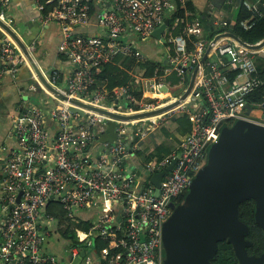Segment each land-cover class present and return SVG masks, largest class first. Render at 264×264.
Masks as SVG:
<instances>
[{
  "label": "built area",
  "instance_id": "obj_1",
  "mask_svg": "<svg viewBox=\"0 0 264 264\" xmlns=\"http://www.w3.org/2000/svg\"><path fill=\"white\" fill-rule=\"evenodd\" d=\"M42 1L53 7L39 22L58 26L57 51L65 66L63 71L40 69L55 92L31 72L9 37L5 36L0 46V81L4 77L15 79L27 66L30 79L25 93L28 97L39 93L35 104L21 108L11 123L9 136L15 139L17 149L0 156V264H74L82 251L79 264H162L161 227L170 215V205L179 204L177 199L186 195L192 178L205 165L207 148L220 127L237 119L264 126V98L261 104L247 103L248 95L264 85L255 65V58L264 61V46L249 49L228 38L213 42L217 35L231 32L230 25L221 21L218 30L223 31L208 39L202 22L188 11L170 20L174 3L183 7L188 0ZM240 3L252 13L250 19L239 23L247 31L262 14L251 2ZM165 19L169 21L160 36L162 44L151 35ZM177 29L180 33L175 35ZM190 37L194 42L188 52ZM140 44L162 46L159 61L153 62L164 64L156 66L150 78L143 76L141 68L128 71L142 93L140 99L127 87L110 92L90 89L101 66L117 56L136 63L149 61ZM194 69V85L187 100L165 114L144 120L155 127L158 119L177 112L187 116L190 131L177 150L146 162L143 176L127 175L124 161L133 149L125 141L126 128L135 121L115 120L96 110L120 116L154 111L185 91L186 76L189 81ZM232 72L235 75L230 81L228 73ZM171 77L176 83L169 80ZM163 89L168 94L172 89L180 93L169 100L158 98L164 95ZM71 107L83 111L84 116L70 111ZM248 107L252 109L247 111ZM254 111L259 114L256 120L250 117ZM46 122L55 125V134ZM110 122L115 123V141L103 145L92 162L86 150L106 132ZM173 161L155 196L151 177ZM49 200L59 204L61 217L46 212ZM112 207L116 209L112 211ZM97 210L107 213L92 220L82 218ZM80 224L87 230H81ZM63 230L72 234L74 244L64 239L60 246L64 252L53 254L45 242ZM95 238L109 241L111 248L96 254ZM112 250L116 253L111 254Z\"/></svg>",
  "mask_w": 264,
  "mask_h": 264
},
{
  "label": "water",
  "instance_id": "obj_2",
  "mask_svg": "<svg viewBox=\"0 0 264 264\" xmlns=\"http://www.w3.org/2000/svg\"><path fill=\"white\" fill-rule=\"evenodd\" d=\"M4 8L5 5L0 1V46L3 38L9 37L25 57L31 72L49 91L55 92L45 81L27 48L30 40L22 34L14 21L8 18ZM257 9L264 15L262 4H258ZM168 21L165 19L164 24L151 35L162 44L164 40L160 36ZM223 38L232 39L249 49L257 50L264 46V40L257 45H248L231 32L217 35L213 42ZM209 50L210 47L207 52ZM195 74L196 69L193 70L185 91L178 98L154 111L130 116L96 111L121 121H134L165 114L181 105L191 95ZM27 76L30 79V73ZM70 111L84 116V112L76 108L71 107ZM114 129L115 123H108L107 134L102 136L100 141L112 144L116 137ZM174 163L175 161L164 171L151 177L155 196L158 194L162 177L170 171ZM247 200L254 203V222L264 235V126L237 119L229 125L223 124L220 127L218 136L207 148L206 163L192 178L183 201L170 205V215L161 227L164 251L162 264H212L218 251V243L222 241L231 245L238 264H264V253L255 257L249 256L246 252L250 245L245 240L248 228L239 220V205ZM83 257L82 251L73 263L79 264Z\"/></svg>",
  "mask_w": 264,
  "mask_h": 264
},
{
  "label": "crops",
  "instance_id": "obj_3",
  "mask_svg": "<svg viewBox=\"0 0 264 264\" xmlns=\"http://www.w3.org/2000/svg\"><path fill=\"white\" fill-rule=\"evenodd\" d=\"M5 5V11L8 18L12 19L18 29L30 41L27 43L28 50L32 53L35 62L40 69H57L64 70V64L61 61V56L58 54L57 47L60 42L59 28L55 23H47L42 25L39 18L43 15L37 0H0ZM196 9L197 18L202 22L204 34L207 36L208 31L215 32L219 29V23L226 22L232 28L237 17V10L241 4V0H190ZM20 32V33H21ZM142 53L152 61H159L162 51L157 50L155 45L140 44ZM66 71V70H65ZM30 70L27 66L21 68L15 79L4 77L0 81V156L6 157L8 153L16 150V141L10 137L11 123L21 108H31L39 93L36 92L32 96L35 97L32 102L30 97L25 93V87L29 82L28 74ZM189 82V81H188ZM173 90V89H172ZM163 91L164 95L158 98L169 100V97L178 96L179 91L173 94ZM146 96H150L146 94ZM149 100L150 98L147 97ZM256 119L259 118L257 111L251 113ZM180 114L165 115L158 119L157 125L153 127L145 118L134 120L133 124H129L126 128L125 141L128 146L132 147V151L124 161L125 173L143 176L144 164L152 159L146 161V155L155 154L158 148H167L169 150H177L182 136L176 133L175 118ZM157 117V116H156ZM47 126L53 134L56 133L54 124L46 122ZM147 126L149 127L147 129ZM106 132L102 135L105 136ZM100 136L95 142L91 143L86 150V155L94 159L98 157L100 151L108 142H101ZM112 207L111 210H115ZM106 214L107 211H95L94 213L82 215V218L90 220L96 219L100 214ZM64 239L60 235H55L47 240L45 244L53 254H62L65 244Z\"/></svg>",
  "mask_w": 264,
  "mask_h": 264
},
{
  "label": "trees",
  "instance_id": "obj_4",
  "mask_svg": "<svg viewBox=\"0 0 264 264\" xmlns=\"http://www.w3.org/2000/svg\"><path fill=\"white\" fill-rule=\"evenodd\" d=\"M251 2L252 4H255L256 6L258 4H262L264 6V0H247ZM40 4L43 6L42 14H47L51 11L53 5H46L44 4V1H40ZM188 11L194 15V17L197 18L196 9L191 3L190 0L185 2V5L182 7L180 3L175 2L174 3V9L170 12V20H172V17L176 16H183L184 12ZM172 16V17H171ZM252 17V13H250L244 6L241 4L238 7L237 10V17L235 19L234 25L231 28V33L235 35L239 40L246 44H256L264 39V15L261 17L254 18V26L250 30H243L239 23L246 21ZM223 29L216 30L215 32L208 31L209 34L206 36L208 39H211L216 33L222 32ZM180 33V29H177L175 31V35ZM194 42V39L190 37L187 39V51L192 50V43ZM64 59V57H63ZM163 62V61H162ZM157 63L153 62L151 60L146 61L143 63H136V61L132 58H122L121 56H117L113 59L111 63H107L101 66L99 73L95 76V84L90 88H103L106 91L110 92L115 88L119 87H127L128 92L135 97L136 99H140L142 96L141 91L136 88V83L134 82L133 78L129 75L128 71L132 68H141L144 69L143 76L145 78H150L153 76V72L156 66H164L163 63ZM255 65L257 70V76L259 78H264V61L255 58ZM234 73H228L229 80L231 81L234 78ZM186 82L184 87L188 84V75L186 76ZM169 80H172L173 83H176V79L174 77H171ZM173 94L175 95L178 91L177 89H173ZM31 101L35 97H30ZM264 98V85L258 88L256 91L248 95L247 97V103L249 106L261 104ZM36 100V99H35ZM252 107H248L247 111H250ZM250 117L254 120H256L255 116L250 114ZM176 124V133L180 136H184L190 131V123L187 119V116L185 114L178 115L175 120ZM173 150H169L167 148H158L153 155H146V161L149 159H152L154 157L161 158L163 156H166L170 154ZM177 201L180 203L183 201V197L177 199ZM253 201L247 200L244 201L239 205V219L246 223L250 227V232L248 235V239L251 240L253 243V249L249 250L247 249L248 254L251 253H259L264 250V237L261 229L254 223V219L252 216L253 212ZM46 212L48 214L53 215L56 218H59L63 215V212L56 202H50L46 207ZM79 228L81 230H87V227L85 224H80ZM61 236L63 239L68 240L71 244H74V237L68 230H63L61 232ZM111 243L106 240H101L100 238H95L93 241V249L95 250L96 254H99L102 249L111 248ZM116 250H112L111 254H115ZM212 264H238L237 260L233 254L231 245L227 244L225 241L218 243V251L216 254L215 259L212 261Z\"/></svg>",
  "mask_w": 264,
  "mask_h": 264
},
{
  "label": "flooded vegetation",
  "instance_id": "obj_5",
  "mask_svg": "<svg viewBox=\"0 0 264 264\" xmlns=\"http://www.w3.org/2000/svg\"><path fill=\"white\" fill-rule=\"evenodd\" d=\"M243 203V202H242ZM254 205V204H253ZM253 209H254V206H253ZM252 216H253V212H252ZM253 219H254V217H253ZM240 220V219H239ZM241 221V220H240ZM242 223H244L243 221H241ZM255 223V222H254ZM246 226H247V228H248V233L245 235V240L246 241H248L249 243H250V245H249V247H247L246 248V252H247V249H249V250H252L253 249V243L251 242V240L250 239H248L247 237H248V235H249V232H250V227L246 224V223H244ZM262 231V230H261ZM263 233V232H262ZM263 237H264V235H263ZM264 253V250L263 251H261V252H259V253H251L250 255L248 254V252H247V254L249 255V256H255V257H259L261 254H263ZM238 263V262H237Z\"/></svg>",
  "mask_w": 264,
  "mask_h": 264
},
{
  "label": "rangeland",
  "instance_id": "obj_6",
  "mask_svg": "<svg viewBox=\"0 0 264 264\" xmlns=\"http://www.w3.org/2000/svg\"><path fill=\"white\" fill-rule=\"evenodd\" d=\"M157 48V50H159V51H162L163 50V47L162 46H158V47H156ZM173 115H175V114H177V112H174V113H172ZM89 251V250H88ZM162 255H163V257H164V251H162ZM64 257V256H63Z\"/></svg>",
  "mask_w": 264,
  "mask_h": 264
}]
</instances>
